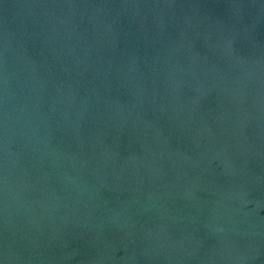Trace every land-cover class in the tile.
Returning a JSON list of instances; mask_svg holds the SVG:
<instances>
[{
	"label": "water",
	"instance_id": "95a60500",
	"mask_svg": "<svg viewBox=\"0 0 264 264\" xmlns=\"http://www.w3.org/2000/svg\"><path fill=\"white\" fill-rule=\"evenodd\" d=\"M0 264H264V0H0Z\"/></svg>",
	"mask_w": 264,
	"mask_h": 264
}]
</instances>
